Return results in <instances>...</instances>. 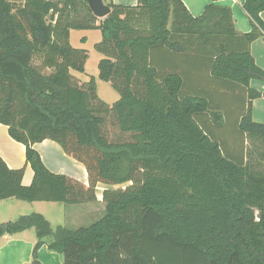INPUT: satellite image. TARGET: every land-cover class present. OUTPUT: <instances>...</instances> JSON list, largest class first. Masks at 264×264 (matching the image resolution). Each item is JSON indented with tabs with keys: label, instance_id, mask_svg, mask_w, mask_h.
<instances>
[{
	"label": "trees",
	"instance_id": "obj_1",
	"mask_svg": "<svg viewBox=\"0 0 264 264\" xmlns=\"http://www.w3.org/2000/svg\"><path fill=\"white\" fill-rule=\"evenodd\" d=\"M108 6L96 19L85 0H0V124L33 171L23 186V169L0 157V201L95 204L104 187V215L87 227L53 230L31 213L0 224V238L34 229L33 264L43 245L62 264H264V151L254 146L264 148V124L251 118L264 92L249 85L264 82L250 53L264 38V0H244L247 34L212 3L199 17L182 0ZM72 30L100 31L98 78L119 95L113 104L93 77L71 74L88 58L69 44ZM45 140L83 166L86 183L45 167L33 149Z\"/></svg>",
	"mask_w": 264,
	"mask_h": 264
},
{
	"label": "crops",
	"instance_id": "obj_2",
	"mask_svg": "<svg viewBox=\"0 0 264 264\" xmlns=\"http://www.w3.org/2000/svg\"><path fill=\"white\" fill-rule=\"evenodd\" d=\"M184 6L193 17H199L203 13L207 4H216L230 9L233 24L238 34H247L251 31V24L243 10L244 0H182ZM112 2L114 5L136 6L137 0H105L108 4ZM260 19L264 23V11L260 14ZM91 31V30H89ZM94 31V30H93ZM71 32V31H70ZM250 53L255 65L264 72V38H259L250 46ZM250 88L259 92H264V83L257 80L250 81ZM252 121L264 124V98L253 100L251 104ZM33 149L40 156L45 167L54 174L70 176L80 182H87V174L82 165L77 162L71 163V167L76 174L67 172V156L61 148L54 142L45 140L41 143L33 145ZM0 157L11 170L23 169V177L21 183L23 186H29L33 179V171L26 162L25 147L14 141L8 134L6 126L0 124ZM71 159V158H70ZM48 161V162H47ZM77 174H80L78 176ZM77 175V176H76ZM101 186V185H99ZM98 186V187H99ZM104 188L103 186H101ZM98 189V188H97ZM101 194L97 193V203L104 210L101 202ZM44 202L28 203L29 211L27 213H37L39 210L36 204ZM24 202L16 199H8L0 201V224L15 221L18 217L24 216ZM78 215V218L92 210V204L85 205H66ZM33 211V212H31ZM27 214V215H29ZM44 217V216H43ZM34 229H28L13 236H3L0 238V264H29L33 256V249L36 243ZM53 252L47 250L46 246H41L37 250L36 260L39 264H57V258Z\"/></svg>",
	"mask_w": 264,
	"mask_h": 264
},
{
	"label": "rangeland",
	"instance_id": "obj_3",
	"mask_svg": "<svg viewBox=\"0 0 264 264\" xmlns=\"http://www.w3.org/2000/svg\"><path fill=\"white\" fill-rule=\"evenodd\" d=\"M100 40H101V34L100 31L98 30H94V31L72 30L69 33V44L72 47L82 48L87 50L88 52V58L84 66V73L81 74L71 71V74L75 75L79 80H85V81L93 77L96 83V93L99 96V98L107 104H113L119 99V95L111 88L109 83L101 81L98 78V62L101 59V55H99L94 50V45L98 43ZM33 62L36 66L41 65V60L38 58H35ZM44 73H49V72L47 70H44ZM257 81L262 82L261 80H257ZM234 143L237 147L238 146L241 147L237 137L234 138ZM254 146L258 148L260 151H264V148L258 146L257 144ZM251 147L254 148L253 145L251 144L250 146H248V151L249 149H251ZM252 160L260 161L259 157L257 156H254ZM73 162L74 161L72 159L67 157V172L76 174L74 169L71 167L72 165L71 163ZM261 165L264 166V164ZM77 175L80 176V174ZM102 190L103 188L99 186L97 189V193H101ZM24 205H25L24 206L25 213L21 215H27L30 213V212L27 213L29 211L28 208L29 204L24 202ZM36 208L39 210L37 213L44 216V218L50 223V226L53 230L56 229V227L58 226H62L68 230H77L80 227H87L91 225L92 223L98 221L104 215V210H102L100 206H97L95 204H92V210H90V212L81 215L79 218L75 212L72 213L73 210L69 209L68 206L66 207V205L63 204L44 202V203L36 204ZM36 254L37 251L35 253V259H37ZM54 254L56 255L55 257L57 258L56 261L57 264H62L61 257L56 253ZM33 261H34V257L32 256L31 262L29 264H33Z\"/></svg>",
	"mask_w": 264,
	"mask_h": 264
},
{
	"label": "water",
	"instance_id": "obj_4",
	"mask_svg": "<svg viewBox=\"0 0 264 264\" xmlns=\"http://www.w3.org/2000/svg\"><path fill=\"white\" fill-rule=\"evenodd\" d=\"M92 15L96 19H103L110 14V8L105 0H85Z\"/></svg>",
	"mask_w": 264,
	"mask_h": 264
}]
</instances>
